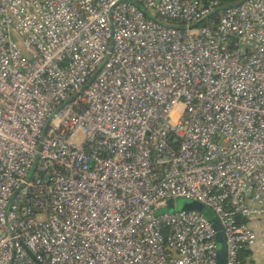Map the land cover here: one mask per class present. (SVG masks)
I'll use <instances>...</instances> for the list:
<instances>
[{
	"label": "built area",
	"instance_id": "obj_1",
	"mask_svg": "<svg viewBox=\"0 0 264 264\" xmlns=\"http://www.w3.org/2000/svg\"><path fill=\"white\" fill-rule=\"evenodd\" d=\"M219 2L0 0V264H216L177 199L256 245L264 0Z\"/></svg>",
	"mask_w": 264,
	"mask_h": 264
},
{
	"label": "water",
	"instance_id": "obj_2",
	"mask_svg": "<svg viewBox=\"0 0 264 264\" xmlns=\"http://www.w3.org/2000/svg\"><path fill=\"white\" fill-rule=\"evenodd\" d=\"M247 0H241L235 4H232L230 6H222L219 7L218 9H216L213 13H211L209 15V17L211 16H215L218 13L230 9V8H235L237 6H239L240 4L244 3ZM142 12L149 18H151L143 9H141ZM152 19V18H151ZM192 203V202H191ZM196 205V204H195ZM187 210L184 211H192V212H196L200 215H202L203 217H205L209 223L211 224L214 232H215V241H216V245H217V255H216V264H225L226 262V245H225V238L223 235V232L221 231V227L220 224L217 220V218L215 217L214 213L207 210L204 207H200L198 205L196 206H186ZM185 207V208H186ZM167 211L168 212H173L175 211V202L170 200L167 204Z\"/></svg>",
	"mask_w": 264,
	"mask_h": 264
},
{
	"label": "crops",
	"instance_id": "obj_3",
	"mask_svg": "<svg viewBox=\"0 0 264 264\" xmlns=\"http://www.w3.org/2000/svg\"><path fill=\"white\" fill-rule=\"evenodd\" d=\"M257 235L256 245L249 249L248 256L244 258L245 264H264V221L253 223Z\"/></svg>",
	"mask_w": 264,
	"mask_h": 264
},
{
	"label": "rangeland",
	"instance_id": "obj_4",
	"mask_svg": "<svg viewBox=\"0 0 264 264\" xmlns=\"http://www.w3.org/2000/svg\"><path fill=\"white\" fill-rule=\"evenodd\" d=\"M83 140V135L81 133H78L74 139V143L75 144H80ZM200 206V207H204L206 208L207 210L211 211L209 208H207L206 206L202 205L201 203L199 202H192L191 201H188V200H184V199H177L175 200V211H184V210H187V207L186 206H196V205ZM186 207V208H185ZM164 212H167V208H162L159 210V213H164ZM185 212H192V211H185ZM212 212V211H211Z\"/></svg>",
	"mask_w": 264,
	"mask_h": 264
},
{
	"label": "trees",
	"instance_id": "obj_5",
	"mask_svg": "<svg viewBox=\"0 0 264 264\" xmlns=\"http://www.w3.org/2000/svg\"><path fill=\"white\" fill-rule=\"evenodd\" d=\"M239 1H241V0H220V2H219V6L220 7H222V6H230V5H232V4H235V3H237V2H239ZM215 19V16H212L211 18H210V20H214ZM249 251V249H247V250H242L241 252H240V254H239V261H240V264H245L244 263V258H246L247 256H248V252Z\"/></svg>",
	"mask_w": 264,
	"mask_h": 264
}]
</instances>
